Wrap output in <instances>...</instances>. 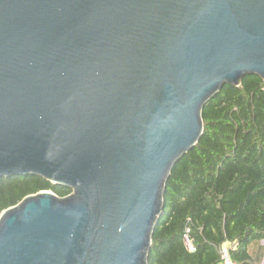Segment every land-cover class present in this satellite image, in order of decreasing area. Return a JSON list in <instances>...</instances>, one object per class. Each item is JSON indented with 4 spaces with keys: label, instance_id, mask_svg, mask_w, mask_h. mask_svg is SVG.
<instances>
[{
    "label": "water",
    "instance_id": "1",
    "mask_svg": "<svg viewBox=\"0 0 264 264\" xmlns=\"http://www.w3.org/2000/svg\"><path fill=\"white\" fill-rule=\"evenodd\" d=\"M247 76L264 0H0V178L71 191L0 214V264H148L205 105Z\"/></svg>",
    "mask_w": 264,
    "mask_h": 264
},
{
    "label": "trees",
    "instance_id": "2",
    "mask_svg": "<svg viewBox=\"0 0 264 264\" xmlns=\"http://www.w3.org/2000/svg\"><path fill=\"white\" fill-rule=\"evenodd\" d=\"M203 132L172 171L148 264H260L264 240V81L224 85L202 111ZM39 192L70 190L36 176L0 178V214ZM188 230V233L186 231ZM187 234L193 252L183 241Z\"/></svg>",
    "mask_w": 264,
    "mask_h": 264
},
{
    "label": "built area",
    "instance_id": "3",
    "mask_svg": "<svg viewBox=\"0 0 264 264\" xmlns=\"http://www.w3.org/2000/svg\"><path fill=\"white\" fill-rule=\"evenodd\" d=\"M186 233H188V230L186 231ZM183 241H184V244H185L186 248H187L190 252H193V251H194V248H193L192 245L190 244V242H189V240H188V237H187V234L184 236ZM221 256H222V259H223V261H224L223 264H229L228 255H227V250L222 249V251H221Z\"/></svg>",
    "mask_w": 264,
    "mask_h": 264
},
{
    "label": "rangeland",
    "instance_id": "4",
    "mask_svg": "<svg viewBox=\"0 0 264 264\" xmlns=\"http://www.w3.org/2000/svg\"><path fill=\"white\" fill-rule=\"evenodd\" d=\"M258 246H260V247H262L263 248V250H262V260H261V263L260 264H262V262H263V259H264V240H261L260 242H255V243H252V244H250L249 245V247H248V251H249V253L251 254V255H254V254H256V252H257V248H258ZM224 250H227V247H224L223 248Z\"/></svg>",
    "mask_w": 264,
    "mask_h": 264
}]
</instances>
